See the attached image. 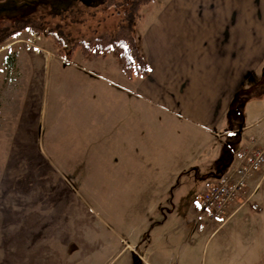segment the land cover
Wrapping results in <instances>:
<instances>
[{
    "label": "rangeland",
    "instance_id": "obj_1",
    "mask_svg": "<svg viewBox=\"0 0 264 264\" xmlns=\"http://www.w3.org/2000/svg\"><path fill=\"white\" fill-rule=\"evenodd\" d=\"M25 1L34 2L28 13L14 8L7 14L9 3ZM160 1L148 0L136 12L132 0H107L97 11L80 6L65 23L50 12L70 0H0L6 2L0 5L3 33L13 22L9 16H43L49 28L64 23L54 30L63 40L60 51L51 37L29 31L0 47V264L241 260L237 233L247 217L239 226L198 219V198L209 184L202 177L216 173L227 155L197 156L200 133L141 104L133 96L140 79L124 75L114 52L70 54L71 41L112 34L129 17L137 46L143 15ZM227 143L228 153L242 149L237 134ZM255 148L264 151V141ZM244 259L264 264V248Z\"/></svg>",
    "mask_w": 264,
    "mask_h": 264
},
{
    "label": "crops",
    "instance_id": "obj_2",
    "mask_svg": "<svg viewBox=\"0 0 264 264\" xmlns=\"http://www.w3.org/2000/svg\"><path fill=\"white\" fill-rule=\"evenodd\" d=\"M137 46L149 75L130 78L140 79L133 96L197 130V156L230 158L226 141L235 134L242 149L263 143L264 0H161L143 15ZM251 181L226 221L239 226L247 217L237 233L238 264L264 248V169Z\"/></svg>",
    "mask_w": 264,
    "mask_h": 264
},
{
    "label": "trees",
    "instance_id": "obj_3",
    "mask_svg": "<svg viewBox=\"0 0 264 264\" xmlns=\"http://www.w3.org/2000/svg\"><path fill=\"white\" fill-rule=\"evenodd\" d=\"M107 0H70L66 8H53L50 12L51 17L58 15L59 17L69 18L70 15L78 12V8L82 6L85 9H94L95 11L104 8L107 4ZM34 2H23L19 4L9 3L8 9L12 13L15 8H25V12L28 13L27 9H31ZM143 3H148V0H132L130 4L131 9L136 12L138 6ZM12 8V9H10ZM30 13V12H29ZM130 16V15H129ZM13 22L9 27H6V31L3 33L0 31V47L5 42L16 36L23 31H29L31 34L41 35L42 33L46 36L51 37L55 43V46L60 51L63 48V40L61 35L56 31L57 27H61L63 22H59L54 28H49L51 24L46 21L43 16L36 19H21L17 16H9ZM132 17L127 19L128 24H120L114 33L109 35H101L99 37H90L88 40L80 39L71 41L70 54L79 50L83 58L95 56L97 58L105 57L106 53L114 52L117 61L120 63L121 69L124 75L128 78L139 77L146 78L149 75V67L146 60L141 55L138 47L136 46L135 40L132 35L133 23ZM72 20V19H71ZM83 21L73 20L72 23H82ZM64 29L62 28V31ZM67 31V26L65 25ZM3 31V30H2ZM68 34V33H67ZM65 34V35H67ZM69 35V34H68ZM66 59V58H65ZM68 61V59H66ZM131 264H142L141 261L134 257Z\"/></svg>",
    "mask_w": 264,
    "mask_h": 264
},
{
    "label": "built area",
    "instance_id": "obj_4",
    "mask_svg": "<svg viewBox=\"0 0 264 264\" xmlns=\"http://www.w3.org/2000/svg\"><path fill=\"white\" fill-rule=\"evenodd\" d=\"M263 168L264 151L252 147L237 151L218 165L216 173L204 175L202 180L209 184L198 200L200 222L225 223L229 208L245 199L249 181ZM194 176L197 178L196 171Z\"/></svg>",
    "mask_w": 264,
    "mask_h": 264
}]
</instances>
